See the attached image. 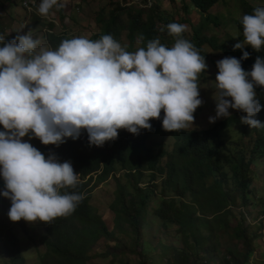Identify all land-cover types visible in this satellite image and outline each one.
I'll list each match as a JSON object with an SVG mask.
<instances>
[{"label": "trees", "instance_id": "obj_1", "mask_svg": "<svg viewBox=\"0 0 264 264\" xmlns=\"http://www.w3.org/2000/svg\"><path fill=\"white\" fill-rule=\"evenodd\" d=\"M160 1L175 0H157L150 7H138L136 10L132 9L136 7L121 6L119 2L107 12L100 9L96 13L95 23L101 26V30L89 39L97 40L110 34L118 40L122 30H126L127 51H133L141 35L144 40L139 41V47H145L149 40L156 37L160 38L162 44L171 47L169 44L174 37L168 34L166 26L170 22H177L165 14ZM185 1L203 15L223 0ZM239 5L242 17L253 14V9L256 8L248 0H239ZM76 9H81V4H76ZM181 10L187 14L189 8L182 3ZM55 12L62 20V9ZM125 12L128 21L126 25L120 19ZM242 17L236 25L243 35ZM49 27L52 29L53 24H49ZM206 28L208 25L201 22L182 35L205 56V60H210L207 51L219 49L220 44L214 36L205 34ZM64 39L72 37L60 33L47 36L48 44L53 49ZM236 43L238 41L232 40L226 49L222 46L224 58H241L242 51L234 50ZM243 51L250 53L247 60L241 61L242 68L246 71L252 70L258 56L264 58V48L256 52L251 46H246ZM256 92L262 107L255 118L264 124V88L257 87ZM229 110L231 116L215 123L209 130L177 132H168L162 128V111L160 119L150 121L151 131L142 129L135 135L121 129L118 130L117 139L105 142L102 147L90 145L86 131H82L77 140L68 138L59 147L43 145L37 138L24 137V141L31 143L46 158L52 154L61 163H72L74 171L79 173L83 181L75 191L82 193L84 199L71 215L58 217L47 224L24 220L12 222L8 217L11 201L0 195V264H27L28 260H36L33 264H87L97 255L92 254V248L98 241H116L114 232H109L101 216L94 212L90 199L94 185L114 175L117 169L120 175L114 179L116 190L109 208L114 215L116 229L130 235L131 251L134 250L138 257V264H209L214 259L211 258L212 254L219 247V230L222 233L229 232L241 246V251L227 249L221 256V263L253 264L254 252L261 247L255 241L261 237L264 226L259 223L261 220H257L258 226L253 225V228L247 225L246 209L259 203L264 216V201L256 199L257 190L251 186L256 161L264 157V128H250L241 122L245 113ZM227 127H235L240 131V140L233 143L234 146L218 140L217 131ZM0 131H4L2 125ZM156 135L174 138L172 145L166 147L160 143L146 147L147 139ZM144 178L147 181L141 187ZM91 182L93 184L87 188ZM3 190L4 182L0 177V192ZM152 202L156 203L152 213L160 224L159 230L166 231L171 225L177 227L174 241L170 245L163 243V238L159 240L157 245L160 253L153 257L154 261L147 257V252L156 250V246L145 241L143 232L149 224L146 215ZM231 218L236 221L233 227L229 225ZM124 224L127 225L126 228L129 227V232L124 231ZM24 241L31 243L30 247L38 244L44 251H24ZM120 245L123 244L118 242L114 248H119ZM108 254L107 251L100 255L107 257ZM114 258L119 259L116 254H113ZM120 264L128 262L121 261Z\"/></svg>", "mask_w": 264, "mask_h": 264}, {"label": "clouds", "instance_id": "obj_2", "mask_svg": "<svg viewBox=\"0 0 264 264\" xmlns=\"http://www.w3.org/2000/svg\"><path fill=\"white\" fill-rule=\"evenodd\" d=\"M20 6L29 8L23 0ZM65 6L66 0H41L38 13L48 17ZM241 23L243 41L234 45L242 51L241 58L216 62V116L209 122L230 117L229 109H234L246 114L242 123L261 129L264 124L255 118L262 107L256 88H264V58L258 56L251 71L244 70L241 61L250 56L243 51L246 46L256 52L264 48V7L243 15ZM166 27L175 38L171 47L156 37L134 52L110 34L91 40L60 33L72 39L55 49L47 41L53 31L43 33L48 47L40 46L30 32L10 41L0 36V195L11 201L12 222L51 224L71 215L84 199L75 191L83 181L72 163H61L52 154L46 158L24 137L59 147L86 131L89 144L102 147L117 139L121 129L135 135L151 131L150 121L160 119L162 111L165 131L194 125V113L203 104L199 78L208 65L183 38L186 25L170 22ZM138 40L143 42V35Z\"/></svg>", "mask_w": 264, "mask_h": 264}, {"label": "rangeland", "instance_id": "obj_3", "mask_svg": "<svg viewBox=\"0 0 264 264\" xmlns=\"http://www.w3.org/2000/svg\"><path fill=\"white\" fill-rule=\"evenodd\" d=\"M157 0H153L155 2ZM11 5L9 0H4L3 3L6 4L3 6V9L0 11V36H4L6 41L14 39L18 35H25L30 32L34 39L40 41V46H47L44 39V32L58 33H70L72 36L80 37L84 36L90 38L91 35L99 32L101 26L95 23L96 13L103 8L105 12L109 9H114L116 2H119L121 6L125 7H136L132 8L136 10L139 6V3L134 2V0H66V6L62 8L63 19L60 20L57 16L55 9H53L54 15L50 14L48 17H43L38 13V6L41 0H35L33 6H29L27 10H23L20 6V0H12ZM111 5H108V3ZM251 5L256 7H264V0H248ZM81 4V9H76V4ZM182 3L187 5L189 8L188 13L186 14L181 10ZM162 10H164L166 15H168L171 20L176 21L179 24L186 25V31H190V28L198 25L203 22L208 25V28L205 29V34L214 36V38L219 41L220 47L216 50H208L207 55L210 56V60H206L208 69L205 73H201L199 78L200 86V98L203 101V104L198 107L194 113V125L190 126L187 131H201L211 129L215 123L222 121L224 118H218L214 123L209 122V117L216 116V75L218 73V68L216 62L223 59V49L227 48L232 40L238 42L243 41L242 32L236 25V22L242 17V10L239 5V0H223L213 6L207 14H200L198 10L193 8L188 1L184 0H175L174 2L169 1H160ZM144 6V5H143ZM143 8V7H142ZM35 10V11H34ZM32 12V14H30ZM34 12V13H33ZM32 15V16H31ZM145 15L143 18L145 19ZM121 21L124 22V25L127 24V14L122 13L120 16ZM53 24L52 30L49 27V24ZM217 26H214V24ZM25 31V32H24ZM126 30H122L121 35L118 38V42L121 43L123 47L127 46L128 40L126 38ZM175 38H172L169 45H173ZM138 44L135 45L134 52L139 48ZM2 46V45H0ZM231 113V111L229 110ZM218 140L223 141L228 146H234L233 143L240 140V131L235 127H227L223 130L217 131ZM173 139L169 135L161 136L156 135L147 139L146 147L157 146L160 143L165 144L166 147H169L173 143ZM246 143V141H244ZM232 143V144H231ZM120 172L118 169L114 172V175L107 177L103 182H100L94 185L91 190V199L90 205L94 209V212L101 216V219L107 226L109 232H114L115 239L107 242L104 239H101L96 243L92 248V254H97L90 259L87 264H120L121 261L128 262V264H138V257L135 255L134 250L131 251L132 245L130 243V235L128 233H120L114 226L115 219L112 211L109 206L114 199V192L116 190V183L114 179L119 178ZM254 179L252 181V188L257 190L256 199H262L264 201V157L258 158L256 165L254 167ZM95 177V174L94 176ZM147 179L144 178L140 184L143 187L146 184ZM93 182H91L87 188H90ZM128 191L131 192V189L128 188ZM156 203L152 202L148 206V214L146 215V220L149 224L144 228V239L146 242H149L152 246H156V250L152 252H147V257L154 261L155 255L160 253V247L157 245L161 238L164 239L165 244L170 245L174 241V233L176 232V226L171 225L166 231L159 230V225L156 219L153 216V209L155 208ZM239 208L236 209L238 212ZM247 225L253 228L258 226L257 220H261L262 226H264V216H262L260 204L257 203L256 206L246 209ZM230 226L233 227L236 224V221L231 218L229 222ZM124 224L123 229L126 232H129V227ZM253 232V229H251ZM256 231V229L254 230ZM222 230L218 231L220 234L217 237L219 241V247L217 251L212 254L209 264H222L221 256L224 252L229 250L241 251L240 244L232 238L229 232L222 233ZM261 237L256 239L255 244L260 247L254 252V262L253 264H264V228L261 231ZM122 243L119 248H114L116 244ZM29 242L24 241L22 244L23 250L29 252H43L44 248L38 244H33L30 247ZM109 252L107 257H102V253ZM113 254H116L119 259H113ZM36 261V260H35ZM35 261L28 260L27 264H33ZM156 262H160L155 259ZM164 262V261H163Z\"/></svg>", "mask_w": 264, "mask_h": 264}, {"label": "built area", "instance_id": "obj_4", "mask_svg": "<svg viewBox=\"0 0 264 264\" xmlns=\"http://www.w3.org/2000/svg\"><path fill=\"white\" fill-rule=\"evenodd\" d=\"M35 0H23V5L28 8L31 4L34 3ZM134 2L139 3L140 7H150L153 3V0H145V2H141L140 0H134ZM144 5V6H143Z\"/></svg>", "mask_w": 264, "mask_h": 264}, {"label": "bare ground", "instance_id": "obj_5", "mask_svg": "<svg viewBox=\"0 0 264 264\" xmlns=\"http://www.w3.org/2000/svg\"><path fill=\"white\" fill-rule=\"evenodd\" d=\"M33 8H34V6H33ZM34 9H36V7L34 8ZM35 11V10H34ZM34 13V12H33ZM30 14H32V12L30 13ZM32 16V15H31ZM25 32V31H24Z\"/></svg>", "mask_w": 264, "mask_h": 264}]
</instances>
